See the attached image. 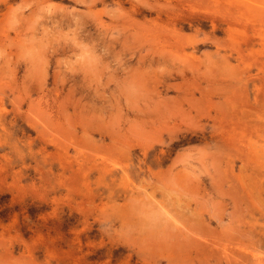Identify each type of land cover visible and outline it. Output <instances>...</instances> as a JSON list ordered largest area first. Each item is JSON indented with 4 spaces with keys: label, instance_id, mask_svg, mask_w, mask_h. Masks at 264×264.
Wrapping results in <instances>:
<instances>
[{
    "label": "rangeland",
    "instance_id": "374dc122",
    "mask_svg": "<svg viewBox=\"0 0 264 264\" xmlns=\"http://www.w3.org/2000/svg\"><path fill=\"white\" fill-rule=\"evenodd\" d=\"M0 264H264V0H0Z\"/></svg>",
    "mask_w": 264,
    "mask_h": 264
}]
</instances>
